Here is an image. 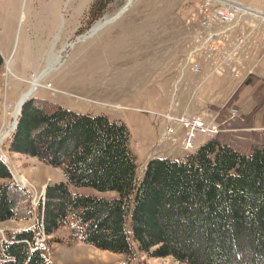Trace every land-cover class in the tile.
I'll list each match as a JSON object with an SVG mask.
<instances>
[{"label":"trees","instance_id":"16d2710c","mask_svg":"<svg viewBox=\"0 0 264 264\" xmlns=\"http://www.w3.org/2000/svg\"><path fill=\"white\" fill-rule=\"evenodd\" d=\"M246 85H256L250 111L230 117L218 107L223 130L183 158H151L138 178L123 122L27 99L8 148L59 167L64 180L46 186L33 226L6 231L0 264H52L31 248L41 225L47 234L66 227L70 239L128 257L116 264L138 252L184 264H264V80L248 74L226 106ZM37 129L43 149L32 144ZM0 177L10 179L0 183V221L32 217L28 191L1 160ZM9 191L19 199L3 201Z\"/></svg>","mask_w":264,"mask_h":264},{"label":"rangeland","instance_id":"374dc122","mask_svg":"<svg viewBox=\"0 0 264 264\" xmlns=\"http://www.w3.org/2000/svg\"><path fill=\"white\" fill-rule=\"evenodd\" d=\"M228 1L244 5L251 10L254 9L253 11L262 13L264 17V0ZM25 2L26 0L20 2V13L25 10ZM183 2L184 4H182ZM215 2L211 6L213 10L216 7ZM203 3L204 0L143 1L144 8L153 15L157 13L159 15L158 23L149 21L148 30L155 29L156 23L164 27L163 38L147 39L153 46L151 49H156L155 46L163 48V51L158 53H146L145 49H142L140 53L125 52L130 51V48H123L121 53L115 52L112 47L115 39L110 38L107 28L110 22L100 28L99 32L89 37L79 36L89 32L97 20L112 17L122 8L121 6L105 9L106 11L100 14V17L95 21H90L91 23L87 27L78 29L68 38L26 37L20 28L21 21H17L14 30L10 27L12 23L8 20L0 21V26L3 27L0 31V54L3 57V62L0 65V134L6 133L0 143V160L7 169L12 165L11 175L13 177L16 178V174H19L16 181L28 191L30 206L34 213L29 219L12 218L0 221V228L3 226L13 227V229H0L1 240L7 238L6 231L22 229L26 223L30 224L27 227L33 226L36 221L35 211L40 202L44 200L45 185L59 182L57 181L59 179L64 180V175L59 167L42 162L35 156L11 151L13 158L10 159L5 154L9 150L14 130L11 129L9 133L7 131L14 125L13 113L17 104L30 89L33 78L45 72L49 61L57 55L60 58L55 68L42 79L31 97L45 98L58 104L61 102L74 107L76 112L104 114L109 120L123 122L129 131V148L136 158L137 178L140 177L148 160L156 157L144 159L147 153L154 154L160 147H163L165 151H169V148H173V150L178 148V151H181L179 148L181 149L182 139L186 133V128L177 120L181 116L196 115L203 120L205 125L216 123L218 128L223 130L218 122L221 113L218 108L220 104H206L203 110L194 113L187 108V104L183 103L180 107L181 113L177 114L176 111L175 113L172 111V107H178L183 93L192 86L186 81L194 79L193 72L189 71V63L186 64L188 52H193L199 47L210 31H219L223 27H228L227 24L216 23L214 27L206 29L200 23L192 20L189 28L193 29L194 39L191 34L192 30L186 35L188 27L183 28L182 37L170 34L177 33V29L183 26L179 21L181 16L199 13ZM251 10L249 11L251 14L242 13L241 21L236 27H230L225 33L216 37L217 44L215 45H221L222 49L231 52L233 56L231 61L227 59V66L237 67V73L228 70L229 74L237 75L238 70L247 69L248 64L251 63L248 58L254 45L252 42V39L255 38L253 31L255 33L257 30L260 38L264 35V19ZM153 15L151 17L155 19ZM185 25L187 24L185 23ZM240 25L242 26L240 27ZM135 40L136 38L132 37L126 38L124 43L129 45ZM258 43L262 48V39ZM186 50H188L187 53ZM194 59L201 71L202 65L205 63L202 49L194 52ZM211 60L212 68L218 59L214 55ZM227 101L222 106L227 110L229 116L239 115L235 104L226 106ZM191 109L193 110L192 107ZM40 132L39 129L33 130L30 137L33 138L34 148L43 149L42 139L44 136L39 137ZM215 134L201 133L197 135L196 145ZM242 142L243 139H240V143ZM60 149L62 150L59 153V158L63 157L62 154L66 148L64 149L62 146ZM188 152L182 151V154L186 155ZM5 179L7 180V178L0 177V182ZM2 198L3 201H9L12 198L19 199V196L9 191ZM37 242L44 246L43 253L52 264H116L124 262L128 258L122 253H116L107 248L70 239L66 227L47 234L42 230L41 225L34 244ZM129 264L184 263L170 255L155 257L138 252Z\"/></svg>","mask_w":264,"mask_h":264},{"label":"crops","instance_id":"0c3cea01","mask_svg":"<svg viewBox=\"0 0 264 264\" xmlns=\"http://www.w3.org/2000/svg\"><path fill=\"white\" fill-rule=\"evenodd\" d=\"M129 1L130 0H26L25 10L20 13L21 0H0V21L8 20L11 22L12 24L10 27L12 30H14L17 21H21L20 28L23 30L26 37L68 38L78 29H84L89 23L95 21L100 17V14L106 11L105 9L114 6H121L122 8H119L120 10L116 14H113L111 18L107 17L106 20H104V18L97 20L92 27V30L90 29L89 34L85 37H89L96 32H99L100 28L110 22L107 28L110 38L115 39V42L113 43L114 45L112 46L115 52L121 53L123 48H130V51H125L128 53H140L142 49H145L146 53L162 52V47L155 46L156 49H151L153 46L147 41L148 38L158 39L163 38L165 35L164 27L157 25L159 18L158 13L153 15L148 9L144 8V0H131L128 4ZM182 4H184V2ZM91 13L95 15V18H91ZM151 14L155 19L151 17ZM189 15L181 16L179 21H181L183 26L177 29V33H170L172 36L182 37L184 32L183 28L188 27L186 35L192 30L191 34L193 37V29L189 28L193 14L190 15V18ZM101 20L104 21L100 22ZM149 21H152V23L157 21L155 29H152L151 31L148 30ZM185 23L187 25L184 26ZM241 26L242 25H240V27ZM2 29L3 27L0 26V31H2ZM173 31L175 32V30ZM256 31L257 30H255V33L253 31L255 38L252 39V42L254 45L250 52L251 55L248 58L251 63L248 64L249 66L247 69H241V71L238 70L239 73L237 75L229 74V68H226L227 71L225 70L223 74L211 72V65L213 63L210 58L204 57L205 63L202 65L201 71L198 72L193 71L192 64H189V71L193 72L192 75H194V79L192 81L187 80L186 82L192 86L188 88V91L183 93V97L179 100L178 107H172L173 113H175V111L177 114L181 113L180 107L183 103H185V105L187 104V108L194 113H197L201 109L203 110L206 104H220L219 106L222 107V105L231 98L235 90L248 74L255 75L259 81L264 80V35L260 38L258 31ZM131 37L136 38L135 41H132L133 43L129 45L124 43V39ZM260 39L263 41L262 48L258 43L260 42ZM187 52L188 50H186V53ZM216 57L219 60L220 56ZM255 87L256 85H246L239 92L237 100L233 103L238 108L239 115L246 114L254 106V102L251 100V95ZM60 104L67 108L74 109V107L67 106V104L61 102ZM260 117L261 111H258L255 116V126L259 125ZM169 149V151H165V149L163 150V147H160L154 152V154L147 153L144 156V159L152 156L178 159L185 156L182 154V151L184 150L180 148V152L178 151V148L174 150L173 148ZM7 151L8 152L5 154H7L10 159L13 158L11 151ZM11 167L12 165H10L8 169L12 174L13 167L12 169ZM60 180L62 179L57 181ZM6 181H8V179L1 182ZM29 225L30 224L26 223L25 226L23 225V228H26ZM5 228L13 229V227L6 226L1 227L0 229Z\"/></svg>","mask_w":264,"mask_h":264},{"label":"built area","instance_id":"2783aa9c","mask_svg":"<svg viewBox=\"0 0 264 264\" xmlns=\"http://www.w3.org/2000/svg\"><path fill=\"white\" fill-rule=\"evenodd\" d=\"M214 1H216V7L213 10L211 6L213 5ZM225 1L227 2L228 6L226 5ZM245 8L249 7H245L244 5L233 3L228 0H204V3L201 5L198 11L199 13L196 12L192 15V20L194 22L200 23V25L206 29L214 27L216 23L227 24L228 27H223L219 31H210L207 37L200 43L199 47H197L193 52H188L186 64H192L193 71L197 72L200 70V67L194 59V52L202 49L205 58L212 59L214 55L220 56L219 60H217L212 66L211 72H215L217 74H223L225 72L226 68L228 67L227 59H230L231 61L233 56L231 52H226L224 49H222L221 45H215L217 44L216 37L221 33H225L230 27H236L241 21L242 13H250L249 11H246ZM228 68L230 71L237 73L235 66H229ZM177 120L184 128H186V133L180 146L184 150H191L195 148V140L197 135L201 133L212 135L213 133L215 134L219 131L216 123H213L209 126L205 125L203 120H201L196 115L181 116ZM35 245L39 248H44V246L39 245L38 242L35 243Z\"/></svg>","mask_w":264,"mask_h":264},{"label":"bare ground","instance_id":"6f19581e","mask_svg":"<svg viewBox=\"0 0 264 264\" xmlns=\"http://www.w3.org/2000/svg\"><path fill=\"white\" fill-rule=\"evenodd\" d=\"M131 2V0L128 2V4ZM245 10L246 11H250L251 10V8H245ZM254 9H252L251 11H253ZM253 13H255L256 15H259V16H261V18H263L264 19V17H263V15H262V13H259V12H257V11H253ZM108 18H111V17H108ZM107 19V18H106ZM105 19V20H106ZM104 20H101L100 22H103ZM91 30H92V28H91ZM87 34H89V32H87L86 34H83V35H81V36H86ZM72 44V43H71ZM68 45H70V44H68ZM59 58H60V56L59 55H57L53 60H51V61H49V63H48V67L46 68V70H45V72H42L39 76H36V77H34L33 78V80L31 81V87H30V89L27 91V93H25L24 95H23V97H21L22 99L20 100V102L30 93V92H32L33 93V91H35V89H36V87L37 86H39V84H40V82L42 81V79L50 72V71H52L54 68H55V65L57 64V62L59 61ZM20 102L17 104V106H16V109H15V111H14V113H13V118L15 119L16 118V116L18 115V108H19V104H20ZM13 126L14 125H12L11 127H10V129L7 131V133H9V131H11V129H13ZM218 130H220V128H218ZM5 135H6V133H1L0 134V143H1V141H2V139L5 137ZM18 175L19 174H16V179H18Z\"/></svg>","mask_w":264,"mask_h":264},{"label":"water","instance_id":"95a60500","mask_svg":"<svg viewBox=\"0 0 264 264\" xmlns=\"http://www.w3.org/2000/svg\"><path fill=\"white\" fill-rule=\"evenodd\" d=\"M31 95H32V92H30L21 102H20V104H19V108H18V115L20 114V112H21V108H22V105H23V103L27 100V99H29L30 97H31ZM18 115L16 116V118H15V122H14V128H13V130L15 129V127H16V124H17V117H18ZM45 187H46V185H45Z\"/></svg>","mask_w":264,"mask_h":264}]
</instances>
